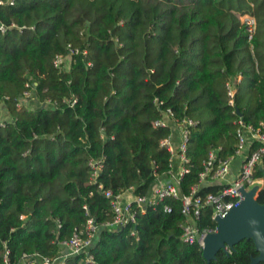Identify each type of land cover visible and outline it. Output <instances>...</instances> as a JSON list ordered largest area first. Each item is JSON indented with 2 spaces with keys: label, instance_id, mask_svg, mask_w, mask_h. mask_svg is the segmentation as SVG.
Wrapping results in <instances>:
<instances>
[{
  "label": "trees",
  "instance_id": "obj_1",
  "mask_svg": "<svg viewBox=\"0 0 264 264\" xmlns=\"http://www.w3.org/2000/svg\"><path fill=\"white\" fill-rule=\"evenodd\" d=\"M77 1L0 5V26H7L0 30V99L10 97L3 111L9 119L0 127V264L8 252L11 264H20L24 254L57 256L61 242L85 230L90 218L99 227L89 251L93 261L82 254L66 264H208L198 242L182 240L181 200L166 198L135 223L110 229L104 224L113 220V207L99 184L115 193L133 187L149 194L155 171L171 168V154L161 145L171 128L155 125L168 108L198 122L188 142L182 194L199 183L211 150L223 159L235 153L240 114L247 123L264 122V0H201L214 6L201 20L196 0H89L84 11ZM143 1L155 2L147 21ZM235 2L236 10L244 5L242 14L257 19L252 41L241 20L226 28L218 18L226 13L221 5L233 8ZM197 25L206 41L194 50L187 43ZM68 43L87 54L57 68L54 59ZM239 74L232 106L227 83ZM25 90L34 98L18 107ZM64 97L77 102L45 104ZM91 159L104 162L98 183L91 180ZM256 176L263 177L261 167ZM55 181L61 194L44 193ZM219 188L205 186L197 194ZM257 200L264 203V186ZM197 224L215 226L211 206ZM258 254L253 239H244L210 264H251Z\"/></svg>",
  "mask_w": 264,
  "mask_h": 264
},
{
  "label": "built area",
  "instance_id": "obj_2",
  "mask_svg": "<svg viewBox=\"0 0 264 264\" xmlns=\"http://www.w3.org/2000/svg\"><path fill=\"white\" fill-rule=\"evenodd\" d=\"M15 2L16 0H8L7 2L0 0V5L4 3L13 5ZM240 20L245 28L248 40L252 41L257 33L256 17L250 13H245L240 16ZM0 30L5 32L7 26L2 24ZM81 53L87 54V50H82L72 43H68L66 52L56 55L54 65L57 68H62L74 56ZM242 78V75L239 74L227 83L229 102L232 106L236 104V84ZM27 86H29L28 83ZM33 98V92L25 90L16 99V105L18 107L30 106ZM8 100H10L8 95L0 99V127H6L9 119V114L6 116L2 109L5 101ZM76 102V98L64 97L61 102L48 100L45 104L58 106L60 103H64L74 106ZM158 104H163V101H158ZM234 112L240 113L238 109H235ZM197 123L195 119L190 117L179 119L171 108L163 111V116L155 122L158 127L169 126L171 128V133L161 141V145L171 154V168L165 174H159L155 171L156 180L149 194H137L133 187L115 193L111 189H104L103 185L99 184V188L102 189L104 195L110 199L114 212L113 220L104 224L107 228L115 229L128 223H135L138 214L146 213L150 206L156 207L166 198L179 199L182 201V213L185 216L182 223V240L190 244L198 242L203 248L208 234L218 230L217 218L229 213L244 199L243 188L250 191L258 186L259 193L264 186V174L263 177H258L256 176V170L258 167L264 168V122L259 125L250 124L240 114L236 120L237 144L235 153L229 158L223 159L215 149L211 150L208 158L204 161L199 183L193 187L190 194H182L180 190L181 180L189 172L188 142L192 127ZM255 145H257L256 148H254ZM237 159L241 160L239 170L237 174H231L232 163ZM89 166L92 182L98 183V178L104 169L103 160L91 159ZM209 185H218L220 188L206 196L197 194L201 188ZM205 206H211L215 226L201 229L197 221ZM165 210L172 212V207L166 205ZM22 218H25V216L23 215ZM98 229V225L90 218L85 230L77 229L71 238L61 242L62 248L57 256L50 257L40 253L24 254L20 264H66L69 257L82 254H87L86 260L91 262L93 256L89 251L94 246ZM133 234H136V232H133ZM228 251H231V249H228ZM8 253L5 256V264H11Z\"/></svg>",
  "mask_w": 264,
  "mask_h": 264
},
{
  "label": "water",
  "instance_id": "obj_3",
  "mask_svg": "<svg viewBox=\"0 0 264 264\" xmlns=\"http://www.w3.org/2000/svg\"><path fill=\"white\" fill-rule=\"evenodd\" d=\"M242 193L244 199L229 213L219 216L218 230L205 238L203 253L208 264L221 250L233 249L244 239H253L259 253L252 257L251 264L264 261V203L257 200L258 186L250 191L243 188Z\"/></svg>",
  "mask_w": 264,
  "mask_h": 264
},
{
  "label": "rangeland",
  "instance_id": "obj_4",
  "mask_svg": "<svg viewBox=\"0 0 264 264\" xmlns=\"http://www.w3.org/2000/svg\"><path fill=\"white\" fill-rule=\"evenodd\" d=\"M122 1V0H121ZM142 9L145 10V19L146 21L149 19V17L152 14L153 9H155V2L149 1L146 3L143 1ZM238 3H234V7L230 8L227 3H224V5H221V8L225 10V14L219 15L218 18L222 22L226 23V28H229L233 22L240 20V16L243 12H246L245 6L243 5L244 10H236ZM77 9L79 11H84L86 8L90 7V1L89 0H79L76 3ZM220 6V5H218ZM194 7L198 10V17L199 20H201L205 14L213 13L214 12V6L211 3H202L201 0H196ZM215 27H211V31H214ZM192 38L188 40V46L190 48H193L194 50H199L203 48V42L206 41L204 39L205 33L201 30L200 25L195 26L192 34ZM208 44L211 47L213 44L211 41L208 40ZM69 63V62H68ZM67 174L64 173L60 180L66 179ZM264 185V183H263ZM44 193L56 195L61 194V186L59 184V181H55L51 183L50 185L46 186L44 188Z\"/></svg>",
  "mask_w": 264,
  "mask_h": 264
},
{
  "label": "crops",
  "instance_id": "obj_5",
  "mask_svg": "<svg viewBox=\"0 0 264 264\" xmlns=\"http://www.w3.org/2000/svg\"><path fill=\"white\" fill-rule=\"evenodd\" d=\"M3 111H5V107L2 106ZM5 115L7 116V112H4ZM241 160L237 159L235 160V162L232 163V170H231V174H237L238 170H239V166H240Z\"/></svg>",
  "mask_w": 264,
  "mask_h": 264
}]
</instances>
